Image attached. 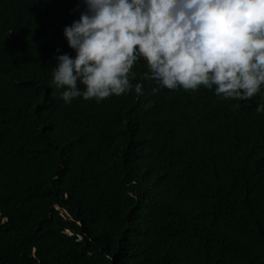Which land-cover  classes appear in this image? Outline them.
Here are the masks:
<instances>
[{"label":"trees","instance_id":"trees-1","mask_svg":"<svg viewBox=\"0 0 264 264\" xmlns=\"http://www.w3.org/2000/svg\"><path fill=\"white\" fill-rule=\"evenodd\" d=\"M14 1L19 11L6 33L23 45V57L41 61L60 42L51 28L65 0L56 9L53 0ZM225 1L195 12L202 34L183 48L196 83L188 88L197 87L180 91L193 100L188 110L157 102L132 113L135 125L151 126L152 110L175 119V130H151L161 152L129 163L105 142L115 138L131 154L144 146L130 134L125 105L105 115L83 111L76 120L57 110L58 126L74 128L87 117L98 128L65 151V170L56 155L62 128L47 131L31 114L28 122L0 114V264H264V59L243 61L258 58L253 40L235 57L211 43L219 23L204 16L227 5L240 19L239 27L232 22L233 38L264 40V6ZM45 2L46 10L39 6ZM9 65L0 52V72ZM202 72L212 74L213 87ZM27 83L13 86L27 93ZM6 87L0 79V95ZM198 103L204 112L195 111Z\"/></svg>","mask_w":264,"mask_h":264},{"label":"clouds","instance_id":"clouds-1","mask_svg":"<svg viewBox=\"0 0 264 264\" xmlns=\"http://www.w3.org/2000/svg\"><path fill=\"white\" fill-rule=\"evenodd\" d=\"M210 1L65 0L64 9L53 14L51 28L56 32L53 37L60 42L52 53L45 50L43 60L35 62L23 57V45L16 44L6 33L18 14V6L14 0H0V52L10 62L8 69L0 72L3 77L0 79L7 83L0 95V114L24 122H28L32 115L42 128L51 131L58 126L53 118L57 110L62 111L64 118L76 120L82 118L83 111L105 115L109 107L125 105L131 113L126 119L131 126L130 134L137 141L143 140L144 146L131 154L132 149L115 138L105 142L129 163H135L140 156L161 152V143L151 130L157 127L175 130V119L166 112L152 110L149 114L151 126L148 123L135 125L136 118L132 113L139 107L151 108L157 102L179 105L188 110V103L193 100L187 101L180 91L193 93L197 87L188 88L196 83L187 68L185 57L188 53L183 48L195 44L200 38L202 27L195 21L200 19L195 12L208 8ZM222 1L226 4L225 0ZM257 1L264 6V0ZM46 5V2L39 4L45 10ZM50 6L58 8V0H53ZM204 16L215 17L214 22L219 23L208 35L211 43H218L235 57L246 54L253 46L247 41L253 40L259 46L258 58L246 56L243 61L262 62L264 40L244 35L233 38L232 22L238 26L240 21L238 16H233V8L220 6L207 10ZM18 59L24 63L17 64ZM201 75L206 86L211 83L213 87L212 74L202 72ZM19 79L28 82L26 85L30 90L27 93L14 88ZM195 107L196 112L205 111L202 103ZM83 120H86L84 124L78 126V123L74 128L65 124L58 126L63 130L56 132L60 135L56 155H59L60 167L65 170L62 167L68 158L65 151L72 150L83 133L98 131L92 118ZM41 177L49 182L43 175ZM54 208L59 210L58 206ZM60 214L67 215L63 210Z\"/></svg>","mask_w":264,"mask_h":264}]
</instances>
